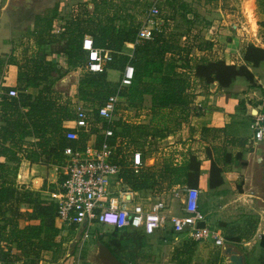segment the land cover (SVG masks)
Here are the masks:
<instances>
[{"label": "crops", "instance_id": "crops-1", "mask_svg": "<svg viewBox=\"0 0 264 264\" xmlns=\"http://www.w3.org/2000/svg\"><path fill=\"white\" fill-rule=\"evenodd\" d=\"M104 1L108 3V0ZM97 3L101 5L104 2L0 0V83L3 86V92L0 93L1 115L5 108L3 101L12 98L8 95L11 88L19 91L18 96L25 91L35 97L40 89L51 85L55 90L52 98L57 105H69L70 109L73 108L74 103L67 102L68 96L62 91H56L70 83H76L79 89L81 83L80 76L77 78L75 76L79 71L71 70L73 64L63 51L68 38L67 31L70 30L72 23L67 22L68 17L64 16V12L71 9L72 13L76 12L74 15L83 21L79 30L77 28L75 30V33L80 34L78 37L80 43L83 36L97 33L100 25H114L116 28L130 25L129 20L123 21L119 26L114 22L111 23L110 20L115 21V18L106 8L98 18L99 13L95 10L100 5ZM108 8L110 9L109 6ZM261 15L263 21L259 16L258 19L264 22V15ZM259 27L264 41V25ZM229 30L220 33L218 43L215 44L217 48L213 50L194 48V52L188 54L189 68L178 66L182 64V60L176 61V72L189 80L188 90L195 94L192 105L196 108V113L187 116L181 108H168L163 109L160 114H153L150 95H146L141 106L136 107L130 105L128 97L121 94L122 102L118 114L112 123L107 125L117 128L118 131L119 136H116L115 142L117 161L122 157L130 165L133 153L136 150L142 153L144 161L142 171L146 176L143 178H146L151 186L143 191L144 193L140 192L142 198L149 197L155 201L160 197L170 203L171 192H177L179 188L188 184L171 183L173 185L169 187L175 175L162 177L160 174H164L167 167L172 169L184 165L190 161L191 156H196L201 163L196 187L202 191L201 203L206 215V224L230 238L248 232L243 240H251V244L246 243L241 247L239 242L236 244L246 255V264H264V245L261 244V239L264 237V139L254 143L250 127L255 115L264 104V62L258 66L248 64L255 75V86L245 77L239 76L229 87L222 88L217 81L206 83L194 74L196 64L206 60L222 59L227 64H247L244 55L250 39L243 38L238 30L232 29L231 33ZM208 35L210 36H206L205 40L213 37L211 33ZM134 48V42H125L124 53L132 56ZM180 55L183 56L185 53ZM171 56L172 53L167 54V61L171 60ZM25 65L31 68L30 76L38 74L43 78L44 73L47 72V79H38L37 84L26 87L25 78L21 81V71ZM114 71L115 69H107V77L111 84L117 81L111 75ZM64 72L67 74L63 75ZM7 111L12 112L9 108ZM73 119L65 121L63 126H72ZM100 122L105 123L103 120ZM4 124L5 122L0 119V147L5 145L16 151V156L9 152V156L0 155V163L7 173V182L13 183L19 190H33L49 198V194L56 190L63 180L62 163H52L45 157L39 161L30 159L27 155L29 152L27 147L30 142L36 140L34 136H27L23 147L20 148L19 144L10 142L4 144L1 141V128ZM139 125H150L149 133L141 135L137 129H127L128 126ZM100 136L103 134L98 125H95L87 134L86 142L90 145L99 144ZM225 154L231 155L230 161L222 160ZM211 156L219 158L223 167V184L217 188L210 186ZM17 166L20 171L14 174L13 170ZM236 207L245 209L250 215L245 216L241 221L229 222L232 216L229 214L230 209ZM19 210L27 213L32 212L33 209L29 203L21 202ZM165 214H169V209L165 210ZM56 222L62 228L60 237L73 236L76 231H79V237H82V230L78 227L65 226L58 220ZM28 223L26 217L18 220L20 228H24ZM30 223L39 224V220H31ZM164 232L165 226L154 234H147V237L160 238L166 235ZM258 234L262 237L259 238ZM168 240L167 238L161 240V243L155 242L159 247L163 245L166 247ZM197 249L199 257L205 261V264H221L222 261L225 264L229 263L223 247H216L211 242H203L197 243ZM163 260L165 263L169 257L166 256ZM43 262L41 260V264Z\"/></svg>", "mask_w": 264, "mask_h": 264}, {"label": "trees", "instance_id": "trees-1", "mask_svg": "<svg viewBox=\"0 0 264 264\" xmlns=\"http://www.w3.org/2000/svg\"><path fill=\"white\" fill-rule=\"evenodd\" d=\"M165 5L166 7L175 8V0H166ZM258 5L259 10L264 13V0H258ZM161 6L163 5L160 3L159 8ZM110 21L112 23L113 19ZM262 24L264 25V22ZM138 31L139 28L131 25H124L120 28H116L114 25H100L98 32H94L91 36L94 38L95 45L114 50V59L105 65L102 73L87 72L86 80H82L80 83L79 96L82 99L93 100L96 95L98 96L93 91L100 89L101 92L102 90L105 91L101 93L103 94L102 100L105 101L117 91L120 83L119 81L115 87L110 83L107 77V69L119 70L122 75L125 66L130 63L135 68V78L130 87L121 90V94L128 97L130 105L140 107L144 97L150 95L153 114H160L163 109L168 108H181L187 116L196 113V108L192 105L195 94L188 90L189 80L175 70L177 59L174 58L173 52L175 48L179 47L178 43L171 44L165 38L164 31L158 27L154 30L153 38L136 43ZM72 35L73 32L69 35L65 46H63V51L68 56L70 63L76 64V59H82L83 56L85 58V52L82 49L83 39L81 43L77 41L75 44L73 43V38L70 37ZM125 42L135 43L132 56L124 53ZM168 53L173 55L169 61H167ZM184 53L185 55H180ZM188 54V50L179 49L178 59L182 60V64H178V66L190 67ZM244 59L247 64L241 65L227 64L221 59L201 61L196 64L194 74L198 79L206 83L217 81L222 88L229 87L239 76L245 77L251 85L255 86V75L248 64L258 66L264 62V48L249 44ZM24 78L27 81L26 87L32 86L37 84L36 81L38 79L44 78L46 80L47 72L44 73L43 78H40L38 74L29 75V78H26L25 75L21 74V81ZM23 89L26 90V88ZM53 92L54 89L51 88V85H47L40 89L35 97L24 91L18 97H12L10 100L8 98L3 101V103L5 102V108L3 107L1 119L5 124L1 128V141L4 144L6 142L19 144L20 148L23 147L27 136H34L36 140L30 142L29 147H27L29 149L27 155L33 161H39L42 157H45L52 163H62L65 146H77L86 142L87 139V134L82 135L80 140L68 141L65 138L63 123L73 119L75 111L73 108L70 109L69 105L58 106L57 102L52 98ZM97 106L93 111L96 118L95 125L102 120L98 116ZM8 108L12 112L7 111ZM22 109L24 110L22 111ZM107 124L105 122L104 126H108ZM116 129H114L115 136H119ZM127 129H137L142 135L149 133L150 125L128 126ZM102 140L103 136L98 137L99 142ZM111 141L115 143L116 137L112 138ZM8 152L16 156L15 150L13 151L5 145H1L0 155L9 156ZM116 155L115 160L117 159ZM238 157H241L240 154ZM222 160L224 162L230 161L231 155L225 154ZM118 161L124 166V171L119 175V178L125 183L126 187L141 193L151 187L147 183V179L143 178L146 177L144 171H142L143 168L139 172H135L128 167L129 164L125 158L121 157ZM200 166L201 163L196 156H191L189 162L172 169L167 167L168 169L166 168L164 174L161 173L160 175L162 177L175 175L174 182L171 181L169 187L174 183H186L188 184L187 186L196 187L201 172ZM17 170L18 166L13 170V173L16 174ZM5 172L3 164L0 163V261L2 264H12L16 261L28 259L33 264H37L44 252L52 253L57 251L62 245L60 237L62 228L56 222L57 204L51 199L44 197L42 193L27 189H17L13 183L7 182V173ZM222 184L223 167L221 160L211 156L210 186L211 188H217ZM21 202L29 203L33 209L32 212H21L19 210ZM201 210L203 211L202 203ZM22 217H26L27 221H29L24 228H20L18 224V220ZM31 220H39V224H31ZM171 227V230H166L167 227H165L164 233L172 238L176 235V232L172 224ZM115 229L116 233L118 231H127L138 234L140 238L147 236L141 230L120 229L117 227ZM247 233H241L236 238L229 237L228 240L231 244L238 247L236 242L243 240L248 235ZM162 237L159 239H167ZM59 238L61 241L58 240ZM98 240L105 243L120 260L122 259L116 251H126L131 241L129 238H119L117 234L112 236L111 242L104 240L101 235L98 236ZM191 243L197 245L195 241H191ZM261 244L264 245V237L261 239ZM125 263L127 264V262Z\"/></svg>", "mask_w": 264, "mask_h": 264}, {"label": "built area", "instance_id": "built-area-1", "mask_svg": "<svg viewBox=\"0 0 264 264\" xmlns=\"http://www.w3.org/2000/svg\"><path fill=\"white\" fill-rule=\"evenodd\" d=\"M154 0L147 9V19L139 28L136 43L153 38L154 30L158 27L160 3ZM86 63L84 69L91 73H102L105 65L114 59V50L95 45L91 35H85L82 41ZM135 78V68L128 63L125 66L117 91L111 94L103 103L97 106L98 116L106 123H112L119 111L121 90L132 85ZM3 86L0 83V93ZM19 91L11 88L8 95L17 97ZM75 118L73 125L65 127L64 136L68 141L80 140L81 136L90 133L95 126L96 118L93 110L82 103H74ZM103 134V140L96 145L87 142L77 146L67 145L63 149L61 164L63 180L57 189L49 194V199L57 204V220L65 226L75 225L82 230L83 241L90 238L89 226L96 223L111 225L120 229L130 228L141 230L146 234H154L169 221L176 234L190 238L197 243L211 242L216 247H223L225 238L222 233L207 224L199 227L200 222L206 223V215L201 210L202 191L198 187L183 186L170 194V203L158 197L142 198L138 191L130 190L119 178L124 166L115 160L116 143L111 140L115 131L110 126L98 122ZM252 141L261 142L264 139V104L255 115L250 125ZM128 167L139 172L144 165L142 153L136 150ZM114 181V184L111 183ZM141 200H137V196ZM146 199V200H144ZM181 202V214H165L172 200ZM261 238V234H258ZM244 243L251 244V241ZM65 264H82L79 255L68 254ZM0 264L2 262L0 261Z\"/></svg>", "mask_w": 264, "mask_h": 264}, {"label": "rangeland", "instance_id": "rangeland-1", "mask_svg": "<svg viewBox=\"0 0 264 264\" xmlns=\"http://www.w3.org/2000/svg\"><path fill=\"white\" fill-rule=\"evenodd\" d=\"M99 1L104 3L101 5L97 3L100 5L97 6L95 10L99 13L98 18H100L103 11L108 9L112 17L115 18L113 22L116 23V26H119L123 21L129 20L131 26L140 28L147 19V8L150 7L149 5H151L154 0H108V3L104 0ZM165 3L166 0L161 1L163 6L160 8V15L157 18V26L164 31L165 38L169 40L171 44L178 43L181 50H188L189 53H191V51L194 52V48L213 50L217 48L215 44L218 43V36L220 33L226 32V29H230V33L232 29L238 30L243 38L247 37L250 39L249 44L264 48V41L262 40L259 27L262 26L263 16L261 14L264 15V13L259 10L258 0H175V8H171L170 6L166 7ZM75 13H72L70 9V11L64 12V16L68 17L66 19L67 22H72H70L71 28L67 31V37L69 38V35L73 32V35L70 37L73 38V43L76 44L80 34L75 33V30L76 28L79 30L83 21L79 19L78 16L74 15ZM258 16L262 21L258 19ZM120 27L121 26H119V28ZM210 33L213 37L210 39L208 37V39L205 40L206 36H210L208 35ZM68 38L66 39L68 40ZM65 43H67V41H65ZM179 47L175 48L173 52L174 58L177 60L179 58ZM76 60V64H73L74 68H70L73 71H79V74L75 76L76 78L80 76L81 82L87 78V71L83 68L86 60L84 56L82 59L79 58ZM30 69L29 65L23 66V71L21 72L26 78H29ZM66 74V72L63 73V75ZM111 75L113 79H117L115 83H112L115 87L119 83L120 76L122 75L118 70H115ZM95 90L96 91L93 92L97 93L98 96L96 95L97 97L95 96L93 100L82 99L79 96V89L76 83H70L66 87L56 91L64 92L65 96H68V103H79L80 101L85 107L94 111L96 105L103 101V94L101 93L105 92L103 90L101 92L100 89ZM17 171H20L19 168ZM15 178L17 177L15 176ZM111 183L114 184V181L111 180ZM136 199L141 200V196H137ZM168 209L169 215L182 213L180 200H172ZM230 210L229 214L232 216L229 222H238L244 219L245 216L250 215V213L248 214V212L242 208L236 207V209L232 208ZM165 227H168L166 230H171V222L169 221L165 224ZM88 230L90 232V238L85 241H83L82 237H79V231L73 233V236L68 235L66 237H61L62 241L59 238L58 240L62 242L61 247L52 253L44 252L37 264H41V260L44 261L42 264H65V260L68 259V254L72 253L81 257L82 264H101V261L98 262L95 256L98 236L101 235L104 240L111 242L112 236L116 234L119 238L125 237L131 240L129 242L130 246L128 245L129 247L126 251H116L120 258L124 262H127V264H205V261L198 255L199 250L197 249V245L192 244V240L183 234H180V236L176 234L172 238L169 237V235H164L162 238H168L169 242L166 247H164L163 244L162 247H159V244L155 242L158 241L161 243L158 237L145 236L140 238L138 234L129 233L127 231H118L116 233L115 227L111 225L94 223L89 226ZM223 236L228 243L229 237ZM239 243L240 247L246 244L242 241H239ZM254 254L255 253H252V255ZM166 256L169 257V260L164 263L163 258ZM12 264L33 263L28 259H23L13 262ZM221 264H225V262L222 261Z\"/></svg>", "mask_w": 264, "mask_h": 264}, {"label": "water", "instance_id": "water-1", "mask_svg": "<svg viewBox=\"0 0 264 264\" xmlns=\"http://www.w3.org/2000/svg\"><path fill=\"white\" fill-rule=\"evenodd\" d=\"M205 225V222L199 223V227H204ZM223 248L225 254L229 258L228 264H246V255L236 245L228 242L223 245ZM96 249L95 256L103 260L101 261V264H126L113 254L111 249L100 240H98L96 244Z\"/></svg>", "mask_w": 264, "mask_h": 264}, {"label": "flooded vegetation", "instance_id": "flooded-vegetation-1", "mask_svg": "<svg viewBox=\"0 0 264 264\" xmlns=\"http://www.w3.org/2000/svg\"><path fill=\"white\" fill-rule=\"evenodd\" d=\"M97 260H98V262L103 261V260H101L99 257L97 258Z\"/></svg>", "mask_w": 264, "mask_h": 264}]
</instances>
